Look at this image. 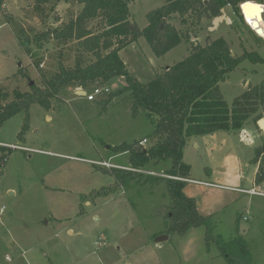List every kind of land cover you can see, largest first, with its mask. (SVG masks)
<instances>
[{
    "label": "rangeland",
    "instance_id": "obj_1",
    "mask_svg": "<svg viewBox=\"0 0 264 264\" xmlns=\"http://www.w3.org/2000/svg\"><path fill=\"white\" fill-rule=\"evenodd\" d=\"M163 1L136 0L131 4L133 27L142 30L147 25L146 15L160 8ZM241 5L237 15L230 7L220 10L217 17L206 14L200 20L197 12L189 13L187 26L172 16L169 23L187 34L188 40L162 57L154 56L143 38L123 49L120 56L128 70L147 83L157 72L183 60L191 48L223 38L234 58L246 57L219 84L231 107L249 88L264 85V39L246 25ZM2 10L17 29L39 33L56 26L55 17L65 20L78 7L59 3L44 19L34 11V0H3ZM220 17L229 21L214 25V19ZM38 53L43 57L42 68L55 70L57 50L53 45H44ZM252 55L261 61L252 63ZM67 60L71 64L73 58ZM19 68L28 79L17 74ZM116 79L105 86L109 92L93 102L70 94L75 89H66L59 95L64 104L53 102L51 111L32 106L22 141L18 134L23 112L3 123L0 142L15 148L0 170V264H210V258L215 259L213 264H227L215 244L207 247L203 227L190 229L185 236L170 234L168 240L154 243L167 226L165 208L170 202L161 179L167 162L152 163L138 171L108 197L88 198L92 191L114 182L100 171L112 169L103 163L128 165V155L117 154L114 147L137 141V146L146 150L157 141L143 113L131 117L129 100L119 97L107 106L100 103L118 90ZM30 82L39 85V75L0 12V84L8 95L5 101L11 99L13 90L28 92ZM94 86L85 92L92 93ZM263 105L258 111L261 118ZM263 138L256 125L249 123L236 134L193 137L183 152L190 180L200 182L187 183L185 195L195 199L200 215L210 216L214 239L223 244L236 236L244 240L250 255L247 264H264V183L254 185L258 165L250 163ZM189 241L190 249L185 248Z\"/></svg>",
    "mask_w": 264,
    "mask_h": 264
},
{
    "label": "trees",
    "instance_id": "obj_2",
    "mask_svg": "<svg viewBox=\"0 0 264 264\" xmlns=\"http://www.w3.org/2000/svg\"><path fill=\"white\" fill-rule=\"evenodd\" d=\"M136 0H34V11L44 19L55 11L59 3L76 6V13L68 14L65 20L55 17L56 26L43 32L28 33L17 29L15 23L5 16L0 0V12L4 23L10 27L24 54L31 60L39 75L40 84L30 85L28 92L13 90L11 99L0 84V129L4 122L23 112V125L18 139L23 140L29 129L32 106L51 111L56 104H64L59 95L66 89H81L99 85L105 87L115 78H123L125 86L111 92L108 100L100 101L107 106L114 98L123 97L131 102V117L143 113L153 127L152 137L157 141L148 149L123 143L114 147L117 154H127L126 169L99 168L110 175L114 182L92 191L88 198H105L133 179L138 171L152 163L167 162L163 172L167 197L170 204L165 208L167 226L163 234L184 235L190 229L203 227L207 247L215 244L227 264H247L250 260L247 244L240 236L222 243L214 239L210 216L198 213L195 199L185 195L184 188L190 180V166L183 161V152L189 139L210 136L216 133H238L249 123L256 125L262 116L258 113L264 104V85L253 86L235 98L231 107L225 102L219 84L239 64L245 55L234 58L226 41L218 38L205 46L191 48L180 62L168 67L147 83L140 82L123 62L120 52L143 38L156 57L188 40L187 34L177 30L169 21L177 16L181 26H187L189 13L197 12L198 20L206 14L215 17L220 10L230 7L234 14L246 1L262 4L264 0H164L160 8L146 15L147 25L138 30L130 21L129 6ZM205 1L207 3H205ZM52 44L57 50V66L47 72L42 68L43 57L38 51ZM73 58L70 64L67 59ZM252 63L261 60L252 55ZM22 79H28L22 68ZM95 87V86H94ZM106 88V87H105ZM4 101L5 104H2ZM13 148L0 145V170L5 166ZM261 161V162H260ZM250 163L258 171L254 185L264 183V138L255 148ZM259 163V164H258ZM160 179V177L158 178Z\"/></svg>",
    "mask_w": 264,
    "mask_h": 264
},
{
    "label": "water",
    "instance_id": "obj_3",
    "mask_svg": "<svg viewBox=\"0 0 264 264\" xmlns=\"http://www.w3.org/2000/svg\"><path fill=\"white\" fill-rule=\"evenodd\" d=\"M251 1H246V2H244V3H242V5H241V7H240V11H241V13H243L242 11L243 10H241L242 8H243V6H255V7H257V6H261V5H257V4H252V3H250ZM263 11H261L260 13H262ZM258 19V18H257ZM229 21V19L228 18H222V17H220V18H216V19H214V25H217V23L219 22V21ZM255 28V30H253L256 34H257V36L258 37H262L263 36V32H262V30H261V28H258V25H257V23L255 24V26H254ZM33 83L32 82H30V85H32ZM76 95H78V96H80V97H85V95H86V92L85 91H83V90H81V89H77L76 90ZM263 112H264V106H263ZM256 127H257V129L262 133V134H264V118H260V119H258L257 121H256ZM198 205V204H197ZM168 239V236L167 235H159L156 239H155V243H157V244H159V243H162V242H164V241H166Z\"/></svg>",
    "mask_w": 264,
    "mask_h": 264
},
{
    "label": "bare ground",
    "instance_id": "obj_4",
    "mask_svg": "<svg viewBox=\"0 0 264 264\" xmlns=\"http://www.w3.org/2000/svg\"><path fill=\"white\" fill-rule=\"evenodd\" d=\"M252 4H257L254 2H250ZM257 5H261V6H243V8L241 10H243L242 12V16L245 18V23L246 25L252 29L255 30L254 26L257 23L258 28H261L262 32H263V36L261 37L262 39H264V21H263V13H264V5L262 4H257ZM261 11H263L262 13H260ZM258 18V19H257Z\"/></svg>",
    "mask_w": 264,
    "mask_h": 264
},
{
    "label": "crops",
    "instance_id": "obj_5",
    "mask_svg": "<svg viewBox=\"0 0 264 264\" xmlns=\"http://www.w3.org/2000/svg\"><path fill=\"white\" fill-rule=\"evenodd\" d=\"M133 45H134V44H132V45H130V46H133ZM120 53H121V52H120ZM168 67H170V66L165 67V69H167ZM157 73H159V72H157ZM6 79H8V78L6 77ZM6 79H4V80L1 81V82L6 81ZM117 79H118V81L120 82V83H119V85H120L119 88L125 86V81H124L123 78H117ZM117 79H116V80H117ZM121 79H123V81H122ZM137 79H138V78H137ZM113 80H114V79H113ZM108 84H109V83H108ZM108 84H107V85H108ZM107 85H106V86H107ZM119 88H118V89H119ZM76 90H77V89H75L74 91H71L70 94H72V95H74V96H78V95H76ZM67 92L69 93V91H67ZM46 120H47V121L50 120V116L47 115ZM216 134H219V133H216ZM214 135H215V134L210 135V136L213 137ZM204 137H207V136H204ZM0 145H1V146H5V147H8V146H9L10 148H13V149L15 148L14 145H12V144L9 145V144H7V143H5V142H0ZM105 162H106V161H105ZM113 165H114V167H117V166H118V168H123V169L125 168V166H120V165H116V164H113ZM125 169H126V168H125ZM191 182H194V181H191V180H188V181H187V183H191ZM194 183H200V182H194ZM202 184H204V183H202ZM204 185H207V183H205ZM210 185H211V184H210ZM227 189H231V190H232V189H236V188L227 187ZM233 191H234V190H233ZM191 230H193V229H191ZM191 230L187 231L186 233L190 232ZM69 234H71V233H69ZM159 235H164V234L161 233V234H158L157 236H159ZM165 235H166V234H165ZM167 236H168V239H169V238H170V235H167ZM184 236H185V234H184ZM168 239H167V240H168ZM154 243H155V242H154ZM156 244H157V243H156ZM159 244H160V243H159ZM157 245H158V244H157ZM190 246H191V241H189V242L187 243V246H186L185 248H189V249H190ZM158 247L160 248V246H158ZM208 262H209V261H208ZM208 262H207V264H209ZM214 262H215V259L210 258V264H213Z\"/></svg>",
    "mask_w": 264,
    "mask_h": 264
},
{
    "label": "built area",
    "instance_id": "obj_6",
    "mask_svg": "<svg viewBox=\"0 0 264 264\" xmlns=\"http://www.w3.org/2000/svg\"><path fill=\"white\" fill-rule=\"evenodd\" d=\"M243 20L245 22V18L244 17H243ZM108 92L109 91H108L107 88L100 87V86L99 87H93L92 88V93H86L85 97H86L87 101L93 102V101L96 100L97 97H101L105 93H108ZM143 142H145V140ZM102 166H104L106 168H113L114 167L113 165H109L107 163H103ZM115 168H118V167H115ZM121 169H123V168H121ZM238 191H240L242 193H245V194H252V195H258V196H262L263 195V194L255 192L254 190H249V191H247V190H238ZM2 211H3V209L0 210V212H2Z\"/></svg>",
    "mask_w": 264,
    "mask_h": 264
},
{
    "label": "flooded vegetation",
    "instance_id": "obj_7",
    "mask_svg": "<svg viewBox=\"0 0 264 264\" xmlns=\"http://www.w3.org/2000/svg\"><path fill=\"white\" fill-rule=\"evenodd\" d=\"M264 106V105H263Z\"/></svg>",
    "mask_w": 264,
    "mask_h": 264
}]
</instances>
